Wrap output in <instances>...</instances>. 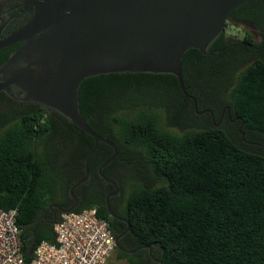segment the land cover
Segmentation results:
<instances>
[{
    "label": "trees",
    "instance_id": "1",
    "mask_svg": "<svg viewBox=\"0 0 264 264\" xmlns=\"http://www.w3.org/2000/svg\"><path fill=\"white\" fill-rule=\"evenodd\" d=\"M232 24L251 26L260 42L249 32L229 38ZM16 48L0 50V67ZM206 52L184 53V87L197 111L225 109L233 125L199 126L210 115L195 114L172 74H102L79 86V115L117 147L110 164L126 159L119 228L97 173L112 149L97 145L88 179L70 195L94 140L60 113L0 91V208L17 209L26 263L39 243L55 242L63 213L96 208L115 237L129 226L121 247H145L115 248L128 264H264V0L235 9Z\"/></svg>",
    "mask_w": 264,
    "mask_h": 264
},
{
    "label": "water",
    "instance_id": "2",
    "mask_svg": "<svg viewBox=\"0 0 264 264\" xmlns=\"http://www.w3.org/2000/svg\"><path fill=\"white\" fill-rule=\"evenodd\" d=\"M31 18L8 37H0V50L23 43L0 75V91L15 85L27 94V102L60 113L72 125L90 136L94 145L85 159L88 163L97 145L109 146L113 153L101 164V179L116 184L102 170L118 156L117 147L94 133L78 111L80 84L89 77L110 73L172 74L186 99L195 98L184 87L181 61L188 49L204 55L207 46L224 30L229 15L249 0H16ZM1 32V28H0ZM32 62L33 71L13 73L19 63ZM109 214L119 219L111 210ZM129 226L127 227V230ZM115 238V247L131 255L145 247L126 250ZM151 256V249L149 248Z\"/></svg>",
    "mask_w": 264,
    "mask_h": 264
},
{
    "label": "built area",
    "instance_id": "3",
    "mask_svg": "<svg viewBox=\"0 0 264 264\" xmlns=\"http://www.w3.org/2000/svg\"><path fill=\"white\" fill-rule=\"evenodd\" d=\"M17 209L0 208V264H106L115 249V236L96 208L63 213L52 230L55 242L42 241L30 263L22 253Z\"/></svg>",
    "mask_w": 264,
    "mask_h": 264
},
{
    "label": "flooded vegetation",
    "instance_id": "4",
    "mask_svg": "<svg viewBox=\"0 0 264 264\" xmlns=\"http://www.w3.org/2000/svg\"><path fill=\"white\" fill-rule=\"evenodd\" d=\"M31 16H32V12L23 9V7H22V5H21V3L19 1H16V0H0V28H1L0 37L1 38L8 37L12 32L17 30L21 25L26 23L31 18ZM228 23H229V19H228L227 24ZM249 27L251 29H253L251 26H249ZM256 33H257V31H256ZM257 35H258V33H257ZM16 45H17V48L14 49V51L10 55V57H12L19 49H21V47L23 46V43H19V45L18 44H16ZM6 62L4 63V65L6 64ZM13 69H14L13 70L14 74L24 73V72H27L29 70H31V71L34 70L33 66H32V62L30 63L28 61L15 65L13 67ZM4 77H6V78L10 77L9 73H7L5 76L4 75H0V83L2 82V79ZM3 91L9 97H11V98H13V99H15L17 101L24 102V103H34V104L36 103V102H27L25 100L27 98L26 92H24L22 89H20L19 87L15 86V85H11V86H9L7 89H5ZM36 104L40 105V107H41V103H36ZM45 109H46V107H45ZM47 109H49V108H47ZM194 111H195V114L198 117L202 116L203 114H207L208 113L210 115V118L209 119L205 118L204 122H208L210 120V122H212V124H214L215 127L218 128V129L222 128L223 126H226L227 123H230V124L233 125V123L236 122L235 120H233L231 118V115H230L229 111L226 112L225 109L221 110L220 113H218L216 116H214L213 112L210 111L209 109H205L203 111H197V102H196V110L194 109ZM123 162H126V159H122L121 158V159L118 160L117 163L109 164L108 166H106L102 170L104 176L107 177L108 179H110L111 181H113L116 184V187H117L116 194H113L116 191L115 187L112 184H109V183L106 182L108 191L106 192V195H105L106 196L105 197V201H106V199L108 197L110 210L115 215H116L117 210L120 208V201H118L119 200L118 198L121 196L120 189H119L120 188V176L127 169L122 164ZM98 169H97V173H98ZM98 175H99V173H98ZM99 177H100V175H99ZM105 205H106V202H105ZM106 208H107V206H106ZM108 213H109V211H108ZM114 220L115 221L117 220L118 223H116V222L114 223L113 222L112 226H115V227L118 226V228L120 227V224H125L126 223V221L123 218L114 219ZM127 231L128 230L126 228L123 231H121L120 233H117L115 238L120 236V238L118 239V243L121 241L124 244H129V242L126 239Z\"/></svg>",
    "mask_w": 264,
    "mask_h": 264
},
{
    "label": "rangeland",
    "instance_id": "5",
    "mask_svg": "<svg viewBox=\"0 0 264 264\" xmlns=\"http://www.w3.org/2000/svg\"><path fill=\"white\" fill-rule=\"evenodd\" d=\"M245 32H249L255 41L260 42V38L257 35L256 31L251 29L249 26H245V25H241V24H232V25L228 26V28H227V36L229 38H232V39H241ZM204 121H205V118L203 117L200 120H198L197 122H199V126L200 125L206 126V125L211 124L210 121L202 124ZM195 122H196L195 120L191 121V123H195ZM106 264H128V263L126 260H117L116 252L114 250L112 252L111 256L109 257L108 261L106 262Z\"/></svg>",
    "mask_w": 264,
    "mask_h": 264
},
{
    "label": "clouds",
    "instance_id": "6",
    "mask_svg": "<svg viewBox=\"0 0 264 264\" xmlns=\"http://www.w3.org/2000/svg\"><path fill=\"white\" fill-rule=\"evenodd\" d=\"M116 248V247H115ZM115 250V249H114Z\"/></svg>",
    "mask_w": 264,
    "mask_h": 264
}]
</instances>
